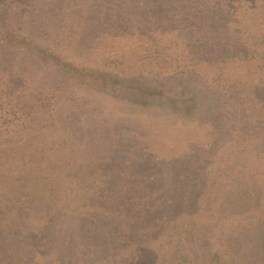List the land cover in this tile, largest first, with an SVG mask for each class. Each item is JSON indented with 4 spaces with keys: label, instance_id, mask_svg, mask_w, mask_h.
<instances>
[{
    "label": "trees",
    "instance_id": "obj_1",
    "mask_svg": "<svg viewBox=\"0 0 264 264\" xmlns=\"http://www.w3.org/2000/svg\"><path fill=\"white\" fill-rule=\"evenodd\" d=\"M212 5L0 0V264L20 252L89 264L88 251L110 264L115 243L131 240L166 242L175 264H264V0H249L257 15L236 23L234 43ZM66 51L116 73L75 64ZM155 63L172 71L144 80ZM72 83L165 108L208 127V138L175 151L144 126L137 148L120 152L115 120L63 96ZM78 128L82 143L86 133L104 141L81 154Z\"/></svg>",
    "mask_w": 264,
    "mask_h": 264
},
{
    "label": "rangeland",
    "instance_id": "obj_2",
    "mask_svg": "<svg viewBox=\"0 0 264 264\" xmlns=\"http://www.w3.org/2000/svg\"><path fill=\"white\" fill-rule=\"evenodd\" d=\"M42 1L43 0H37V2L39 3ZM210 1L212 4H214L212 5L213 9L217 10L218 8L221 11L219 17H221L222 20L227 19L226 25L224 24L223 27L219 28V31L223 33V36L227 38L226 40L229 43L235 42L236 33L239 35V33L236 32L235 30V28L237 27L236 23L241 19L244 20L246 18L248 19L249 17H254L255 15H257V13H252L253 11H251L250 6L248 5L249 0H210ZM110 7L115 11V4H113V6L112 4H108L107 6L103 7V11L108 15H110V10H108V8ZM16 27L17 30L18 29L20 30V24H17ZM26 34L27 33L24 31L23 35L25 36ZM237 41H240V38H238ZM234 47L235 46H231V48ZM171 51H173V49H171L170 52ZM61 55L67 56V58L69 60L71 59L75 64L86 66L89 69L106 71L109 74L116 73L109 66L106 67L105 65L96 62L97 60H91V58L94 55L93 56L88 55L89 59L87 60H83L80 57L73 55V52L71 53L66 51L63 52ZM96 58L98 59V61L100 60L98 57ZM137 65H138L137 62H135L134 67ZM146 65H149L154 71H156V73H153V71L148 66H146V68H148L149 70H146V78L144 77V80L148 81L152 77L156 76L158 74L157 72H159L160 70L156 68L157 67L156 63L146 64ZM162 65L164 66V63H162ZM170 66H171L170 64H167V66H164L161 69L164 72H159L164 74V79L168 76V73L165 71ZM169 69L172 71V68ZM235 69H236V65H235ZM226 70L229 71L231 69L227 68ZM230 74L231 73H229L228 76ZM65 89L66 92L63 95L64 97H68L69 95H71V98H76L78 100H81L82 102H86L88 106L92 105L97 111V113H92L93 115H97L98 117L104 119L108 118L116 121L115 125H117L118 132L121 134L123 138H121V140L118 139L116 142L114 141L113 142L116 146V150L120 152L126 151L129 154L130 151L137 148V146H135L137 140H135L134 137L136 131H139V129L143 128L144 126H149L151 127V129H149L150 131L155 129L158 131V134L168 138L175 151H179L181 146L185 142L188 143L189 141L190 143H195L194 141H199L203 143L208 138V132H209L207 131L208 127L204 125H197L195 123L196 121L190 122V121L182 120L179 117H177L175 113H172L171 111L165 108L151 106L141 101H135L127 97H124V95L122 94L114 95L109 92L102 91L96 88L80 86L73 83L71 85L66 86ZM215 97L217 96L216 95L210 96L208 98V101L217 103L219 108L223 110L224 98H219L218 100ZM208 101H205L203 105L210 104ZM154 123L155 126L153 125ZM235 126L236 123L231 124V128ZM82 131L84 130H81L79 128L76 131H74L75 140L79 143V145L76 146L75 148L76 151L81 154H85L87 151H89L94 144L97 145L96 143L99 144L104 141L102 137L100 138L99 142L97 140H90V138L92 137L91 134L88 131H85L88 132L89 134L86 133L87 138L82 143V134L80 133ZM186 138L188 139L186 140ZM96 155L102 160H107L109 158V155H107L106 152H102V153L97 152ZM82 158H84V156ZM239 164L242 163L239 162ZM204 167H207L206 163L201 162V168L203 169ZM106 171L107 169L102 168L100 174H102L103 178L108 179L110 178V176L107 174ZM135 171L136 170L132 169V172ZM229 171L234 172L233 169H229ZM0 192L3 191L0 190ZM1 198L3 197L0 195V209H2V204H3ZM209 241L210 243L214 242L212 240ZM113 242L115 243L114 240ZM115 244H116L114 246L115 250L113 251L114 252L113 256H111L112 258L110 260V264H175L176 262L174 261V256L169 255L171 249L170 247L169 249L167 248L168 244H166V242L141 241L140 244L138 240H134V241L131 240L130 242L127 243L126 247H121V245H117V243ZM81 246H83L82 248L83 250L88 251L86 249V246H84L83 244ZM22 247H24V243L18 244L17 250L19 249L21 251ZM99 247L101 248L100 245ZM142 247L147 248L150 252L147 255L141 254ZM212 248L213 249L216 248L214 244ZM98 256L99 254H97L96 252L88 251L87 256H83V257H87L89 264H99L100 258ZM13 257H14L12 262L13 264H70L71 262V261H63L53 258V254L43 255V254L34 253L32 255H27L24 254V252H20V253H15V256ZM81 257L82 256H77L73 258L72 264H85L84 260Z\"/></svg>",
    "mask_w": 264,
    "mask_h": 264
}]
</instances>
